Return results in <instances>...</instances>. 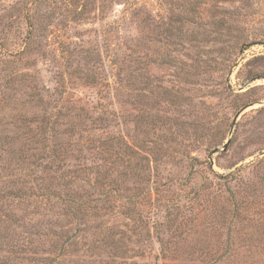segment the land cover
<instances>
[{
  "label": "rangeland",
  "instance_id": "374dc122",
  "mask_svg": "<svg viewBox=\"0 0 264 264\" xmlns=\"http://www.w3.org/2000/svg\"><path fill=\"white\" fill-rule=\"evenodd\" d=\"M0 264H264V0H0Z\"/></svg>",
  "mask_w": 264,
  "mask_h": 264
},
{
  "label": "water",
  "instance_id": "95a60500",
  "mask_svg": "<svg viewBox=\"0 0 264 264\" xmlns=\"http://www.w3.org/2000/svg\"><path fill=\"white\" fill-rule=\"evenodd\" d=\"M228 144H229V142L227 141V142L223 145V147H222V151H225V150H226V148L228 147Z\"/></svg>",
  "mask_w": 264,
  "mask_h": 264
},
{
  "label": "trees",
  "instance_id": "16d2710c",
  "mask_svg": "<svg viewBox=\"0 0 264 264\" xmlns=\"http://www.w3.org/2000/svg\"><path fill=\"white\" fill-rule=\"evenodd\" d=\"M219 180H222V179H224V178H221V177H217Z\"/></svg>",
  "mask_w": 264,
  "mask_h": 264
}]
</instances>
